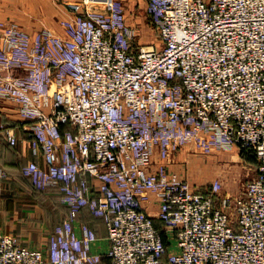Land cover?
<instances>
[{"label": "built area", "instance_id": "obj_1", "mask_svg": "<svg viewBox=\"0 0 264 264\" xmlns=\"http://www.w3.org/2000/svg\"><path fill=\"white\" fill-rule=\"evenodd\" d=\"M76 1L62 33L0 20V99L42 157L22 172L70 208L47 250L0 232V264H264V0H147L159 45L134 44L122 0ZM187 145L249 151L256 172L237 196L196 190L169 168Z\"/></svg>", "mask_w": 264, "mask_h": 264}, {"label": "crops", "instance_id": "obj_2", "mask_svg": "<svg viewBox=\"0 0 264 264\" xmlns=\"http://www.w3.org/2000/svg\"><path fill=\"white\" fill-rule=\"evenodd\" d=\"M145 1L147 6V0L143 3L145 5ZM123 2L126 8V5L135 6L138 0ZM78 4L76 0H0V20L14 21L23 29H55L62 33L60 21L79 12ZM139 20L142 22V17ZM150 39L148 37L144 43H152ZM0 121L17 127L18 136L15 145L0 137V169L7 173L0 194V232L16 236L30 248L47 250L50 236L55 227L69 217L70 208L62 202L56 187L39 191L22 172L29 161L41 162L42 157L35 155L31 149L28 123L23 121L19 105L0 99ZM174 168L171 165L172 171L178 174ZM156 207L155 202L153 210ZM81 223L96 230L98 239L93 243L92 250L104 256L109 241L102 219L83 209L75 225L78 227ZM104 258L108 263L109 260Z\"/></svg>", "mask_w": 264, "mask_h": 264}, {"label": "rangeland", "instance_id": "obj_3", "mask_svg": "<svg viewBox=\"0 0 264 264\" xmlns=\"http://www.w3.org/2000/svg\"><path fill=\"white\" fill-rule=\"evenodd\" d=\"M143 1L138 0L135 6L126 5L127 22L135 33L134 44H145V40L151 37L152 43L146 45H159L158 29L148 18L146 1L145 5ZM140 17H142V22L139 20ZM25 30L36 33L43 29ZM50 30L58 33L55 29ZM171 165L176 168L180 177L189 181L196 190L205 191L210 188L214 180L219 179L223 183L225 193L237 196L244 191L247 182L255 174L257 162L252 156L244 154L238 149L226 151L215 148L206 152L196 150L192 145H187L173 154L169 162L170 170H172ZM170 240L173 242L172 237Z\"/></svg>", "mask_w": 264, "mask_h": 264}, {"label": "trees", "instance_id": "obj_4", "mask_svg": "<svg viewBox=\"0 0 264 264\" xmlns=\"http://www.w3.org/2000/svg\"><path fill=\"white\" fill-rule=\"evenodd\" d=\"M152 22V21H151ZM11 125H13V124H11ZM1 138H3L2 136H0ZM4 139V138H3ZM242 153H244V154H248V155H250V156H252L254 159H255V161L257 162V159H256V157H255V155L253 154V153H251V152H249V151H243ZM33 185V184H32ZM36 188V187H35ZM37 189V188H36ZM37 190H39V189H37ZM39 191H44V190H39ZM156 224H157V226L158 227H160L161 226V223L158 221V220H156Z\"/></svg>", "mask_w": 264, "mask_h": 264}]
</instances>
